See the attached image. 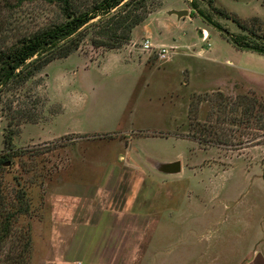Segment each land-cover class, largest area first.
Instances as JSON below:
<instances>
[{
  "label": "rangeland",
  "instance_id": "1",
  "mask_svg": "<svg viewBox=\"0 0 264 264\" xmlns=\"http://www.w3.org/2000/svg\"><path fill=\"white\" fill-rule=\"evenodd\" d=\"M73 1L92 8L90 0ZM193 1L234 33L241 30L219 12L250 27L258 16L264 33V0H146L149 13L128 43L95 47L98 23L69 57L0 86V156H13L0 167V239L8 236L0 243V264H41L35 230L54 183L75 164L79 179L101 177L105 156L115 158L118 170L135 158L142 173L132 179L131 171H116L124 178L114 195L115 208H126L124 226H117L115 213V226L85 229L78 243L83 250L88 245L84 253L98 245L105 254L85 264H241L259 247L264 56L236 49L193 10ZM170 10L195 16L178 19ZM63 20L60 7L44 0H0V53ZM148 37L178 45L177 55L164 62L143 51ZM203 126L215 134L199 133ZM9 134L13 151L4 143ZM148 157L181 161L183 171L151 172L158 162Z\"/></svg>",
  "mask_w": 264,
  "mask_h": 264
},
{
  "label": "trees",
  "instance_id": "2",
  "mask_svg": "<svg viewBox=\"0 0 264 264\" xmlns=\"http://www.w3.org/2000/svg\"><path fill=\"white\" fill-rule=\"evenodd\" d=\"M44 1L59 6L64 20L35 33L32 37L26 39L21 46L12 48L8 53H0V58H3L0 69V86L8 85L17 78L23 81L28 80L42 71L52 61L69 57L81 48L85 40L86 30L98 25V23L102 26L97 35L91 39L92 44L95 47L119 48L122 44L131 40L130 35L133 29L139 26L149 13L146 0H90L87 1V4L92 5V8L86 10L79 8L82 4L76 5L73 0ZM191 7L201 18L215 27L236 49L264 56V33L260 30L263 22L260 17L254 16L251 18L250 23L253 24L250 27L243 20L228 12H219L221 17L232 20L241 30L239 33H234L215 21L209 13L201 10L196 2L193 1ZM115 9L117 10L112 12ZM194 11L190 13L191 17L195 16ZM97 17H100V20L93 24V20ZM200 132L204 135L215 134L212 127L208 126H203L199 130ZM202 139L204 138L201 136L199 142H202ZM4 143L6 149L13 151L12 134L5 137ZM9 158H13L10 151L0 156V167ZM26 211L28 210L26 209ZM6 237L8 236H3L0 243ZM31 240L30 237L24 252L31 249ZM20 260L26 261L24 258H19L18 262Z\"/></svg>",
  "mask_w": 264,
  "mask_h": 264
},
{
  "label": "crops",
  "instance_id": "3",
  "mask_svg": "<svg viewBox=\"0 0 264 264\" xmlns=\"http://www.w3.org/2000/svg\"><path fill=\"white\" fill-rule=\"evenodd\" d=\"M205 36L208 37L207 31ZM105 158L107 159V157L105 156L103 160L105 172L97 179H89L88 176L86 179H79L76 174H72L76 171L75 164L70 166L68 177H61L62 179L60 178L58 183H54L51 195H49L51 204L47 208L48 213L39 220L35 230L38 236L37 246L41 264H81V260H83L82 264H85L89 258L94 259L97 256L101 259L105 258V254L99 251L98 245L92 254H89V248L88 254L84 253L88 245L83 250L85 244H78L83 242V240L80 241L81 237L79 238V236L81 233L86 234L85 229H96L106 225L115 226L114 220L110 219L115 213L118 219L117 226H124L122 222L125 220L123 216H126V208L125 206L121 209L115 208L114 198L119 187L124 183V178L122 175L115 176L116 171L121 173L124 169L129 170L134 175L132 179H135L136 175L140 177L142 173V167L135 162V158L125 160L126 162L120 167V170H118L117 163H114L115 158L112 160L110 157L107 162ZM121 159L124 158L121 157ZM148 159L151 162H158V164L174 162L173 160H157L150 157ZM158 164L154 165L152 162V166L148 170L157 171ZM133 219L136 220V218ZM110 220L112 221L111 224H109ZM152 254L153 257L151 258V253H149V259L155 260L157 254ZM90 263L94 264L92 261ZM241 264H264V240L258 248L247 254Z\"/></svg>",
  "mask_w": 264,
  "mask_h": 264
},
{
  "label": "built area",
  "instance_id": "4",
  "mask_svg": "<svg viewBox=\"0 0 264 264\" xmlns=\"http://www.w3.org/2000/svg\"><path fill=\"white\" fill-rule=\"evenodd\" d=\"M142 49L145 52L157 56L160 61L168 62L171 61L175 55H177L179 46L166 44L156 45L153 43L151 38L148 37L143 41Z\"/></svg>",
  "mask_w": 264,
  "mask_h": 264
},
{
  "label": "water",
  "instance_id": "5",
  "mask_svg": "<svg viewBox=\"0 0 264 264\" xmlns=\"http://www.w3.org/2000/svg\"><path fill=\"white\" fill-rule=\"evenodd\" d=\"M169 15H177L178 19L186 17L190 14L188 10H170ZM202 35V33H200ZM157 169L164 174H179L182 172V162L174 161L167 163H159Z\"/></svg>",
  "mask_w": 264,
  "mask_h": 264
}]
</instances>
